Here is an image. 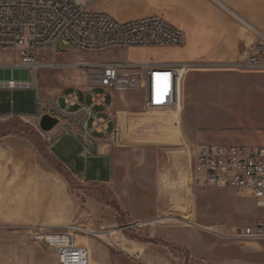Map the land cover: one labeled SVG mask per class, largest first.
Returning <instances> with one entry per match:
<instances>
[{
    "label": "rangeland",
    "instance_id": "obj_1",
    "mask_svg": "<svg viewBox=\"0 0 264 264\" xmlns=\"http://www.w3.org/2000/svg\"><path fill=\"white\" fill-rule=\"evenodd\" d=\"M121 2L98 0L93 9L99 11L98 7L109 4L118 10ZM61 53L66 55L61 58ZM54 57L57 63L66 66L40 68L36 74L28 71L25 79L34 87L0 90V105L10 111L14 102L15 108L22 105L27 111L42 114L47 105L44 97L66 84L79 86L86 76L75 64L122 62L125 57L136 62L155 61V57L146 52H81L60 46ZM38 59L51 61L52 55H38ZM10 61L11 53L0 50V64ZM196 72L193 76L184 75L187 83L183 96L182 83H179L182 77L175 72L172 105L156 107L170 113L165 123L170 124L171 129L158 133V137L179 139L181 147L189 149L191 160L199 147L205 145H264V69L207 66ZM20 77L23 78L13 74V78ZM147 82L149 106H154L150 101V74ZM180 98L183 103L181 100L179 116ZM47 136L49 132L40 131L38 120L0 118V215L19 214L26 222H0V264H29V253L38 255L45 264H53L54 259L47 250L27 240L29 229L39 226L56 230L76 224L88 230L109 231L107 235L113 236L114 244L106 236L81 240L87 247H91V243L100 247L101 256L96 253V259L101 263L105 255L106 261L102 264H240L248 258L246 248L263 241L218 237L208 232L211 229L203 230L193 223L157 217L150 212L143 216L140 211L143 200L150 204L153 200L151 175L154 161L163 157L160 152L139 148L119 153V159L123 158L130 165L131 177L137 176L139 181H120L119 191L124 196L118 199L111 187L82 183L63 168L51 155L45 141ZM137 167L139 171L135 170ZM198 190L206 191L199 196L200 205L196 202L202 225L223 224L230 230L255 226L262 218V212L245 194L230 189ZM128 192L138 194L136 203L130 206V202H126ZM123 204L127 205V211L121 207ZM120 240L138 247V252L121 251L117 246ZM220 242L226 245L220 248ZM201 244H206L210 252L201 250Z\"/></svg>",
    "mask_w": 264,
    "mask_h": 264
},
{
    "label": "crops",
    "instance_id": "obj_2",
    "mask_svg": "<svg viewBox=\"0 0 264 264\" xmlns=\"http://www.w3.org/2000/svg\"><path fill=\"white\" fill-rule=\"evenodd\" d=\"M121 1L122 6L120 5L118 10L109 4L98 7V10L121 22L157 15L164 18L171 26L179 29L184 36L183 45L177 48L130 49L128 51L132 53L146 52L155 57V61L132 62L150 64L152 67L159 68L186 64L191 66L187 72L189 76L195 75L197 69L201 67L226 68L233 65L239 53L254 40L252 33L245 25L264 33V0ZM48 53L50 52L40 51L38 55L46 56ZM64 55L66 54L61 53L60 57L62 58ZM58 64L66 66L62 62ZM22 76L25 77L26 73L23 72ZM8 77L7 73H0V79ZM179 81L180 85L182 83L183 96L186 91L187 78L182 76ZM93 94L102 95L100 104L92 105ZM43 95L45 96V94ZM68 97L73 98L72 105L67 103ZM44 99L47 105L42 114L38 111H27L23 109L22 105L15 108L13 102L10 111L0 105V118L15 117L38 120L42 115L47 114L58 119L59 123L49 132V136L52 137L48 143L51 155L80 182L109 186L114 189V194L118 199L124 196V193L119 191L120 181L123 182L124 179L129 182L139 181L137 176L131 177L130 165L123 158L119 159V153L139 148H149L154 152H160L163 157L154 161L151 175L153 200L151 204L143 200V207L140 209L143 216L150 212L157 217L163 216L164 218H175L188 224L193 223V226L203 230L213 229L217 226L225 227L223 224L202 225L200 223L201 215L198 207L201 201H199V196L206 191L198 189L207 188L197 187L192 181L193 160L190 158L189 149L181 147V142L176 137L170 139L158 137V133L171 129L170 124L165 123L170 113L163 109L157 110L159 108L155 106H149L147 79L139 92L119 94L105 92L98 88L88 91L87 77L85 76L81 79L79 86H76V83L66 84L62 88L52 91ZM181 100L180 98L179 116ZM53 102L68 112H75L81 105L92 106L89 125L94 117L107 121L106 132L94 134L103 139L99 144V153H96L95 145H90L93 154L82 155L80 144L72 133L79 134L80 132L79 117H63L52 112L51 104ZM149 112H155V114L151 115ZM174 124L176 125L175 121ZM136 163L132 165H136ZM137 165L139 166L140 163L138 162ZM139 167L135 170L139 171ZM125 170L127 171L125 172ZM126 196L128 197L126 202H130L129 206L136 203L135 199L138 194L128 192ZM197 201L199 205H197ZM126 206L123 204L121 207L127 211ZM4 221L26 223L25 218L19 214L8 217L1 214L0 222ZM187 233L191 234L190 231ZM201 245V250L205 253L210 252V248L206 244ZM219 245L220 248H223L226 244L220 242ZM88 248L89 259L90 262L92 261L90 264H102L106 261L105 255H103L101 263L96 259L97 254L101 256L98 253L99 246L91 243V247ZM246 252L248 258L244 261L241 260L240 264H264V240L248 246ZM28 256L29 264H45L34 253H29Z\"/></svg>",
    "mask_w": 264,
    "mask_h": 264
},
{
    "label": "built area",
    "instance_id": "obj_3",
    "mask_svg": "<svg viewBox=\"0 0 264 264\" xmlns=\"http://www.w3.org/2000/svg\"><path fill=\"white\" fill-rule=\"evenodd\" d=\"M98 0H0V50L11 53L9 63L0 64V73L9 75L0 79V90L30 89L34 85L25 78L40 68L62 67L55 61L57 47L81 52H104L130 49L177 48L184 43L183 33L157 15L130 21H118L106 13L93 9ZM245 27L254 40L238 55L233 64L242 70L264 69V33ZM40 51L50 52L51 61L41 62ZM87 76V89H102L109 93L139 92L150 74V99L155 107L172 105V84L176 76L187 74L190 65L152 67L135 63L125 57L122 62L103 64L78 63ZM23 78H13L16 73ZM73 98H67L69 105ZM102 102V95L93 94L92 105ZM92 106L81 105L75 112L51 104L52 112L63 117H79L80 132H72L81 146L83 156L92 155L90 145L103 139L94 134H104L107 121L92 117ZM78 135V137H77ZM52 137L47 136L49 143ZM192 181L197 187L231 189L247 195L262 212L255 226L225 227L208 230L218 237L264 240V145L233 146L205 145L197 150L191 167ZM140 224H135L139 226ZM109 231L88 230L68 224L56 230L33 227L27 240L37 242L53 257L55 264H90L89 249L82 238L106 236L114 244ZM115 246V245H114Z\"/></svg>",
    "mask_w": 264,
    "mask_h": 264
},
{
    "label": "water",
    "instance_id": "obj_4",
    "mask_svg": "<svg viewBox=\"0 0 264 264\" xmlns=\"http://www.w3.org/2000/svg\"><path fill=\"white\" fill-rule=\"evenodd\" d=\"M58 123V119L52 117L51 115L46 114L38 118V126L42 133L50 132Z\"/></svg>",
    "mask_w": 264,
    "mask_h": 264
},
{
    "label": "bare ground",
    "instance_id": "obj_5",
    "mask_svg": "<svg viewBox=\"0 0 264 264\" xmlns=\"http://www.w3.org/2000/svg\"><path fill=\"white\" fill-rule=\"evenodd\" d=\"M117 246L124 252L130 253V254H134L135 252L138 251V247L133 246L132 244L130 245V243L124 241V240H120L117 243Z\"/></svg>",
    "mask_w": 264,
    "mask_h": 264
}]
</instances>
